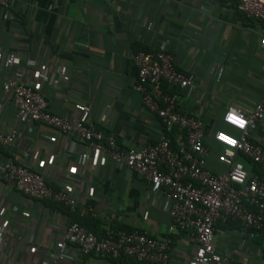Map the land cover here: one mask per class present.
I'll return each mask as SVG.
<instances>
[{
	"label": "crops",
	"instance_id": "0c3cea01",
	"mask_svg": "<svg viewBox=\"0 0 264 264\" xmlns=\"http://www.w3.org/2000/svg\"><path fill=\"white\" fill-rule=\"evenodd\" d=\"M243 17L223 0H15L0 6V131L18 129L20 135L12 148L0 147V166L10 160L43 173L49 186L70 193L79 205L71 212L32 199L0 172V264H55L56 244L72 222L98 237L123 228L170 238L169 264L189 263L196 244L189 231L176 228L172 202L163 194L152 197L145 177L102 160L77 137L21 123L8 82L34 86L51 113L84 118L112 132L120 146L140 150L157 143L165 130L134 90L132 55L168 51L177 68L196 79V88L180 91L179 110L201 120L209 148L206 169L222 175L228 170L225 148L215 134H237L224 121L227 111L251 113L264 95V25ZM56 65L60 77L51 72ZM250 139L264 148V118ZM236 160L251 175L264 176L249 159ZM215 244L238 264H264V230L249 239L241 222H218ZM63 252L66 260L57 264H150L83 257L73 246Z\"/></svg>",
	"mask_w": 264,
	"mask_h": 264
},
{
	"label": "built area",
	"instance_id": "2783aa9c",
	"mask_svg": "<svg viewBox=\"0 0 264 264\" xmlns=\"http://www.w3.org/2000/svg\"><path fill=\"white\" fill-rule=\"evenodd\" d=\"M14 1L0 0V6L9 7ZM223 1L244 17L264 25V0ZM2 58L0 52V64ZM132 61L137 72L134 90L165 130L157 143L140 150L122 147L112 132L97 128L91 121L84 118L70 121L51 113L47 98L40 90L14 79L8 86L13 93L18 120L73 135L102 160L109 159L145 177L152 197L163 194L172 202L170 214L176 228L192 234L196 249L188 264H238L228 252H221L216 246V225L239 221L242 234L249 239L258 238L264 230V176L251 175L236 160L238 155L245 157L264 172V148L250 139L264 118V95L251 113L234 108L227 111L224 121L237 134L223 131L215 134V140L225 148L224 161L228 167L222 175H215L206 169L209 148L204 141L201 120L179 110L180 91L197 87L194 75L179 70L173 54L165 50L138 51L132 55ZM51 72L58 77L64 74L57 65ZM92 107L91 102L88 109ZM230 117L243 121V125ZM19 137L18 129L0 131V147L12 148ZM228 140L234 143H228ZM0 172L7 182L32 199L64 205L71 212L78 210L75 197L49 186L43 173L10 160L0 166ZM87 212V208L81 209L82 214ZM3 232L4 228L0 226V238ZM67 246L76 247L83 257H127L140 263L169 264L172 240L156 238L147 230L122 228L109 229L98 237L80 223L72 222L56 244L59 253L54 259L55 264L66 260L63 251Z\"/></svg>",
	"mask_w": 264,
	"mask_h": 264
},
{
	"label": "snow or ice",
	"instance_id": "6c2138e0",
	"mask_svg": "<svg viewBox=\"0 0 264 264\" xmlns=\"http://www.w3.org/2000/svg\"><path fill=\"white\" fill-rule=\"evenodd\" d=\"M235 123L243 124V121L236 120L234 117H230ZM221 139H227L226 137H221ZM228 143H234V141L228 140Z\"/></svg>",
	"mask_w": 264,
	"mask_h": 264
},
{
	"label": "trees",
	"instance_id": "16d2710c",
	"mask_svg": "<svg viewBox=\"0 0 264 264\" xmlns=\"http://www.w3.org/2000/svg\"><path fill=\"white\" fill-rule=\"evenodd\" d=\"M246 21L248 20V18L246 19L245 17H243ZM252 20V19H251ZM172 137H174L173 135H172ZM173 140H174V138H172ZM123 229V228H122ZM128 230V229H127ZM128 231H133V230H128Z\"/></svg>",
	"mask_w": 264,
	"mask_h": 264
},
{
	"label": "clouds",
	"instance_id": "9594fccd",
	"mask_svg": "<svg viewBox=\"0 0 264 264\" xmlns=\"http://www.w3.org/2000/svg\"><path fill=\"white\" fill-rule=\"evenodd\" d=\"M243 124H241V126H242Z\"/></svg>",
	"mask_w": 264,
	"mask_h": 264
}]
</instances>
